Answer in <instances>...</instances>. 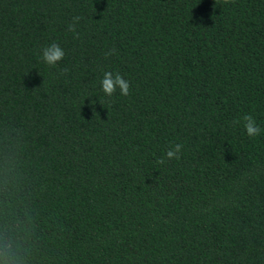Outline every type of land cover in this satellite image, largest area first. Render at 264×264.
Returning <instances> with one entry per match:
<instances>
[{
    "label": "trees",
    "instance_id": "obj_1",
    "mask_svg": "<svg viewBox=\"0 0 264 264\" xmlns=\"http://www.w3.org/2000/svg\"><path fill=\"white\" fill-rule=\"evenodd\" d=\"M0 264H264V0H0Z\"/></svg>",
    "mask_w": 264,
    "mask_h": 264
},
{
    "label": "clouds",
    "instance_id": "obj_2",
    "mask_svg": "<svg viewBox=\"0 0 264 264\" xmlns=\"http://www.w3.org/2000/svg\"><path fill=\"white\" fill-rule=\"evenodd\" d=\"M81 17H74L72 24L68 26V31L75 34V38H79V34L76 33V25L79 23ZM42 60L48 66L54 67L56 66L61 60H63L65 56L64 49L61 48L58 44L52 43L47 47H44L42 50ZM116 52L115 48L110 49L108 52L105 53V56L114 55ZM68 69L65 68L62 70L61 74H66ZM101 88L103 93L111 97L114 93L119 90L120 95L128 96L130 90L129 81L122 77L118 72L113 74L111 71L104 72L103 79L101 81ZM243 126L245 133L249 137H256L258 136L262 129L257 124L256 120L251 115H244L242 117ZM240 123L239 120L233 121V124ZM183 145L182 144H175L171 146L165 153V157L158 161L159 164H164L166 160H178L180 158V153L182 151Z\"/></svg>",
    "mask_w": 264,
    "mask_h": 264
}]
</instances>
